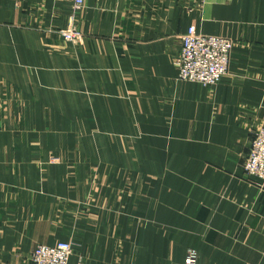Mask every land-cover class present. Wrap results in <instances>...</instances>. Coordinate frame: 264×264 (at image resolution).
<instances>
[{
	"label": "crops",
	"instance_id": "crops-1",
	"mask_svg": "<svg viewBox=\"0 0 264 264\" xmlns=\"http://www.w3.org/2000/svg\"><path fill=\"white\" fill-rule=\"evenodd\" d=\"M190 27L235 44L216 87L177 80ZM263 125L264 0H0V264H264Z\"/></svg>",
	"mask_w": 264,
	"mask_h": 264
},
{
	"label": "built area",
	"instance_id": "built-area-1",
	"mask_svg": "<svg viewBox=\"0 0 264 264\" xmlns=\"http://www.w3.org/2000/svg\"><path fill=\"white\" fill-rule=\"evenodd\" d=\"M71 2L74 14L85 8L86 0ZM58 33L64 42L74 47L83 45L85 34L75 27L73 15L69 26ZM234 47V42L227 37L204 35L195 27H190L181 37L180 51L173 60L177 69V80L216 87L230 72ZM244 168L249 175L264 182V125L254 134ZM72 255L73 246L70 242H60L55 246L38 245L31 254L30 264H71ZM183 264H201L198 251L188 248Z\"/></svg>",
	"mask_w": 264,
	"mask_h": 264
}]
</instances>
